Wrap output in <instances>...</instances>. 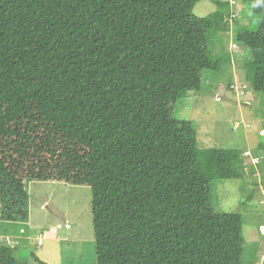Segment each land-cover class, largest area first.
I'll use <instances>...</instances> for the list:
<instances>
[{
    "label": "trees",
    "instance_id": "1",
    "mask_svg": "<svg viewBox=\"0 0 264 264\" xmlns=\"http://www.w3.org/2000/svg\"><path fill=\"white\" fill-rule=\"evenodd\" d=\"M199 0H0V174L14 207L28 180L91 191L96 264H247L241 217L215 212L216 179L240 178L242 151L196 148L170 105L201 89L212 32ZM238 30L250 87L264 92V0ZM0 264H23L0 239Z\"/></svg>",
    "mask_w": 264,
    "mask_h": 264
},
{
    "label": "rangeland",
    "instance_id": "2",
    "mask_svg": "<svg viewBox=\"0 0 264 264\" xmlns=\"http://www.w3.org/2000/svg\"><path fill=\"white\" fill-rule=\"evenodd\" d=\"M217 0H199L192 12L204 17ZM227 29L212 32L209 54L219 59L216 71L202 72L201 89L170 105L175 119L191 122L196 148H237L242 151L243 176L211 182L209 201L215 212L241 217L245 240L243 259L264 264V92L246 80L243 63L251 51L236 40L238 30H254L260 16L247 0H220ZM28 198L14 207L12 189L0 174V239L13 246L23 264H96L91 191L64 182H26Z\"/></svg>",
    "mask_w": 264,
    "mask_h": 264
}]
</instances>
